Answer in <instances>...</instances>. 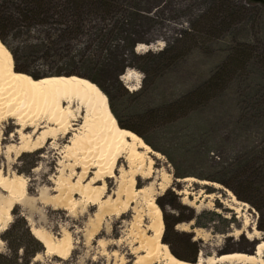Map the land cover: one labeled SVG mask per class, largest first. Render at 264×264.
Masks as SVG:
<instances>
[{"label": "rangeland", "instance_id": "rangeland-1", "mask_svg": "<svg viewBox=\"0 0 264 264\" xmlns=\"http://www.w3.org/2000/svg\"><path fill=\"white\" fill-rule=\"evenodd\" d=\"M0 43L16 71L33 79L74 75L95 83L120 128L158 154L145 155L152 175L134 176L135 188L152 183L161 242L174 257L191 263L198 256L252 254L264 241V2L0 0ZM217 71L218 86L185 100ZM135 85L140 88L132 91ZM38 124L32 138L50 127ZM79 124L77 118L67 135L17 156L8 150L18 142L15 131L32 129H19L0 109V170L20 176L25 189L6 228L24 217L52 243L70 241L69 253L44 250L30 264H134L143 256L136 232L148 225L144 201L129 202L118 215L101 204L116 199L119 178L132 177L135 165L122 154L112 178L92 184L90 168L80 180L81 168L65 154ZM88 183L93 190L105 184L96 202L79 193ZM196 229L205 236L196 237ZM0 254H10L2 240Z\"/></svg>", "mask_w": 264, "mask_h": 264}, {"label": "bare ground", "instance_id": "bare-ground-1", "mask_svg": "<svg viewBox=\"0 0 264 264\" xmlns=\"http://www.w3.org/2000/svg\"><path fill=\"white\" fill-rule=\"evenodd\" d=\"M150 50V47H148ZM142 48H136L140 52ZM146 52V51H143ZM122 80L129 84L132 77L129 73L122 76ZM140 86H131L136 91ZM0 109L15 120L19 129L31 128V134L16 132L19 137L16 146H10V152L16 155L30 153L39 150L48 140H55L57 136L67 135L72 121L79 118L78 129L68 139L65 154L72 157L81 168L80 180L85 178L89 169H94L93 179L112 178L114 166L118 158L125 154L129 163L135 165L132 177L119 178L116 199L106 200L102 206L105 212L113 215L123 213L129 202L142 199L148 219L147 229L138 230L135 238L138 250L143 256L135 259L134 264H264V241H259L252 254L233 252L221 256H198L195 262L178 260L161 242L163 232L162 215L154 201L152 183L141 188H135L134 176L142 179H150L152 175V161L145 160V155H158L135 133L120 128L109 107V102L100 88L93 82L77 76H51L41 79H33L30 75L16 71L12 57L4 46L0 48ZM45 117V118H43ZM43 118V121H41ZM42 123L50 127L44 128L32 138L37 126ZM20 176L11 178L0 170V233L6 229L10 222V212L14 204L22 203L25 189ZM80 180L77 184H80ZM168 178H163L165 184ZM182 182L220 188L215 183L196 181L193 178H184ZM91 183L79 186V193L87 202H96L105 192V184H101L98 190H93ZM75 188V186H74ZM76 190V188H75ZM235 204L232 194L225 190ZM185 195L186 193L183 192ZM188 206V205H187ZM229 208H233L230 206ZM247 225L246 223H244ZM31 234L40 241L45 250H51L55 254L69 253L71 246L69 240L52 243L46 235L38 229L31 228ZM252 235L258 239V231L251 227ZM150 233V235L148 234ZM196 237H204L205 234L196 229L192 231ZM248 239V238H247ZM250 240V239H249Z\"/></svg>", "mask_w": 264, "mask_h": 264}, {"label": "trees", "instance_id": "trees-1", "mask_svg": "<svg viewBox=\"0 0 264 264\" xmlns=\"http://www.w3.org/2000/svg\"><path fill=\"white\" fill-rule=\"evenodd\" d=\"M221 75V71L215 72L202 87L187 94L184 97L185 100L204 95L210 87L218 86L221 83ZM111 111L113 113L112 108ZM113 115L115 116L114 113ZM197 226L202 227L203 225L197 223ZM0 240L5 242L10 253L0 254V264H30L37 254L45 250L43 244L31 234L24 217L15 219L0 235ZM19 252H21L20 256H18Z\"/></svg>", "mask_w": 264, "mask_h": 264}, {"label": "snow or ice", "instance_id": "snow-or-ice-1", "mask_svg": "<svg viewBox=\"0 0 264 264\" xmlns=\"http://www.w3.org/2000/svg\"><path fill=\"white\" fill-rule=\"evenodd\" d=\"M3 47H4V45L2 43H0V48H3Z\"/></svg>", "mask_w": 264, "mask_h": 264}, {"label": "water", "instance_id": "water-1", "mask_svg": "<svg viewBox=\"0 0 264 264\" xmlns=\"http://www.w3.org/2000/svg\"><path fill=\"white\" fill-rule=\"evenodd\" d=\"M255 1H257V2H264V0H255Z\"/></svg>", "mask_w": 264, "mask_h": 264}]
</instances>
